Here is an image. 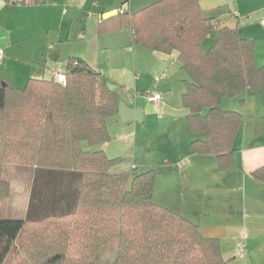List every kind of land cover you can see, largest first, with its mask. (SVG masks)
<instances>
[{
    "label": "trees",
    "instance_id": "obj_1",
    "mask_svg": "<svg viewBox=\"0 0 264 264\" xmlns=\"http://www.w3.org/2000/svg\"><path fill=\"white\" fill-rule=\"evenodd\" d=\"M123 27L132 29V44L178 53L189 77L182 96L187 122L205 135L191 148L215 156L221 171L233 167L243 116L222 105L264 89L254 41L243 39L237 26L215 25L199 0H161L130 17L123 11ZM75 61L65 84L30 80L24 88L0 89V208L10 195L7 165L42 170L53 185L48 193L32 192L25 219L0 218V264H100L114 242V264H228L219 239L154 202L155 169L114 172L122 160L93 150L111 141L108 121L120 100L109 79ZM256 175L264 179V169Z\"/></svg>",
    "mask_w": 264,
    "mask_h": 264
},
{
    "label": "crops",
    "instance_id": "obj_2",
    "mask_svg": "<svg viewBox=\"0 0 264 264\" xmlns=\"http://www.w3.org/2000/svg\"><path fill=\"white\" fill-rule=\"evenodd\" d=\"M159 1L0 0V49L5 54L0 80L18 88L30 80L51 81L57 71L66 73L71 60L105 76L117 87L119 102L143 111V122L123 123L117 112L108 121L111 141L93 150H102L111 159L132 158L130 166L113 169L131 176L139 169V144L145 145L144 126L155 117L153 110L169 113V154L162 165L148 153L141 160V167L157 172L154 202L198 225L205 237L219 239L228 264H264V179L256 175L264 169V89L223 102V110L243 116L233 167L221 171L215 156L194 153L191 144L205 135L193 133L187 122L189 110L183 107L182 96L189 77L178 53L167 55L132 44V29H120L123 11L130 17ZM199 3L215 25L237 26L243 39L254 41L256 64L264 66V0ZM205 44L208 48L212 41ZM146 90L160 93L163 102L158 107L148 102ZM178 113L185 122L181 131L176 129ZM13 209L9 207L8 213Z\"/></svg>",
    "mask_w": 264,
    "mask_h": 264
},
{
    "label": "rangeland",
    "instance_id": "obj_3",
    "mask_svg": "<svg viewBox=\"0 0 264 264\" xmlns=\"http://www.w3.org/2000/svg\"><path fill=\"white\" fill-rule=\"evenodd\" d=\"M185 111V110H184ZM154 118L147 123L145 127V136L146 139L145 145L143 143L139 144V169L136 170L133 174L139 175L148 170H145L141 167V160L144 159V154L148 153L150 158H154L155 160H159L161 165L162 158L169 154V139H168V132L170 131L171 117L169 113L164 114L163 110L157 111L153 110ZM162 119H159L160 117ZM175 116L177 117L178 126L177 130L181 131V125L185 122H180L181 115L178 113ZM166 123V124H165ZM169 123V126L167 125ZM143 137L140 136V140L142 142ZM121 159V158H120ZM122 160V159H121ZM132 158H124L122 164L119 166H130L133 163ZM126 170V169H125ZM41 171L37 170L31 166H18V165H7L4 169V178L9 181L11 188H10V195L3 201L1 204L2 212L0 213V218H9V219H25L27 217V213L29 211L28 208V201L34 191V195H37L43 192H50L53 188L52 183L49 180H45V178L41 177ZM48 183V184H46ZM45 190V191H44ZM45 192V193H46ZM47 192V193H48ZM50 195V193H49ZM9 207H14L12 211L8 213L7 210ZM28 209V210H27ZM1 210V208H0ZM7 210V213L5 212ZM27 210V212H26ZM117 243H112L107 249L102 251L99 263L100 264H114L116 259V246ZM10 259L8 260L7 264H9Z\"/></svg>",
    "mask_w": 264,
    "mask_h": 264
},
{
    "label": "built area",
    "instance_id": "obj_4",
    "mask_svg": "<svg viewBox=\"0 0 264 264\" xmlns=\"http://www.w3.org/2000/svg\"><path fill=\"white\" fill-rule=\"evenodd\" d=\"M235 16H238V13H235ZM98 21L99 23L103 22V18L102 17H98ZM262 25L264 26V21L262 22ZM4 51L0 49V63L3 62L4 60ZM75 67L79 65L78 61H75L73 64ZM53 80L61 83V84H65L66 83V76L65 73H62L60 70L57 71L56 73H54L53 75ZM143 96L147 99L148 102L153 103L156 107H158L162 102H163V96L158 93V92H154L151 90H146L143 92ZM186 164V161L182 162L181 165L179 166V168H183ZM244 252V246H242L240 248V253Z\"/></svg>",
    "mask_w": 264,
    "mask_h": 264
},
{
    "label": "water",
    "instance_id": "obj_5",
    "mask_svg": "<svg viewBox=\"0 0 264 264\" xmlns=\"http://www.w3.org/2000/svg\"><path fill=\"white\" fill-rule=\"evenodd\" d=\"M5 83H1L0 82V89L2 86H5ZM109 88L112 91H115L117 89V87L113 84H109ZM118 115L121 118L123 123H128V122H138V123H142L143 122V111L142 110H132L129 109L125 104H123L122 102H119L118 105Z\"/></svg>",
    "mask_w": 264,
    "mask_h": 264
}]
</instances>
